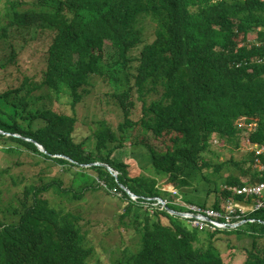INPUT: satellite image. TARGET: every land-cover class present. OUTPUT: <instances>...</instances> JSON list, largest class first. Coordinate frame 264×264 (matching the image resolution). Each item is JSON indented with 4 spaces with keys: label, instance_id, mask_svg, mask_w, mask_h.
Masks as SVG:
<instances>
[{
    "label": "trees",
    "instance_id": "obj_1",
    "mask_svg": "<svg viewBox=\"0 0 264 264\" xmlns=\"http://www.w3.org/2000/svg\"><path fill=\"white\" fill-rule=\"evenodd\" d=\"M2 4L0 70L10 65L22 81L0 89V150L14 155L27 150L61 164L76 185L82 184L77 191L64 188L61 179L25 186L17 194L19 207L7 209L17 221L0 220V264H89L93 247L80 231V215L43 193L81 199L97 189L121 194L127 203L120 218L128 217L139 236L137 250L124 247L115 264H227L213 241L232 229L252 239L244 264H264V246H258L264 239V206L248 213L253 222L205 231L154 204L160 197L170 201V209H179L172 202L178 195L159 186L164 178L181 195L194 183L211 185L199 204L215 209L232 196L224 186L263 179L246 143L264 144V0ZM141 19L154 24L150 39L142 38ZM35 40L45 43L35 51L41 59L32 70H22L18 58L26 48L32 52ZM97 80L105 92L92 93ZM41 88L48 94L36 96L39 106L33 109L29 97ZM49 93L58 99L66 95L69 108L40 103ZM88 94L98 111L95 128L84 137L77 133L76 106ZM113 100L114 107L106 104ZM240 121H253L254 129L237 127ZM214 140L228 143L232 152L246 147V156L215 162L208 156ZM127 150L130 157L147 160L135 176L120 158ZM210 194L215 196L208 203ZM201 233L209 239L206 248L200 245Z\"/></svg>",
    "mask_w": 264,
    "mask_h": 264
},
{
    "label": "rangeland",
    "instance_id": "obj_2",
    "mask_svg": "<svg viewBox=\"0 0 264 264\" xmlns=\"http://www.w3.org/2000/svg\"><path fill=\"white\" fill-rule=\"evenodd\" d=\"M5 8L3 4L0 6V18L5 21L3 13ZM141 29L142 38L150 39L154 24L147 20L141 19L138 23ZM17 39L19 37H16ZM256 44H260L259 41H253ZM1 43V42H0ZM32 52L29 53L30 48H26L22 51L18 61L21 69L32 70L36 67L37 62L41 59L36 55V50L41 48L45 43L43 40H35L31 42ZM4 50L0 44V58ZM134 69V67H133ZM13 68L9 65L0 70V89L13 88L18 86L22 77H19ZM92 89V93H103L107 90L101 82L95 81ZM43 88L38 89L29 97L32 103V108L35 109L39 106V102L36 101V96L44 93L48 94V91H42ZM68 97L62 95L59 99L55 94L49 93V96H45L40 100V103H48L50 106H56L60 108H69ZM111 107H114L113 101H106ZM98 109V108H97ZM97 109L94 108V101L91 94L86 95L83 101L76 106L77 113V133L83 134L87 137L91 134V128H95V124L92 120L96 119ZM89 142L93 146V138H89ZM1 147V145H0ZM211 152L208 153L210 159L215 162H221L228 160L233 156L235 159L244 156L247 148L243 147L242 151H233L227 145L221 146L220 142L211 141ZM27 150H23L18 155H14L8 151L0 150V173L2 170L7 169L5 174H0V220L6 222H16L17 215L7 213V209L13 206L19 207V201L17 200V194H19L23 188L29 184H43L51 181L52 179H61L64 188H72L74 191L79 190L80 185H76L73 182V175H69L64 171L61 164H54L51 160H44L41 157L30 154ZM246 156V155H245ZM122 161L124 160L128 164V170L130 176H135L139 172H142L145 166H147V160H141V157H130V152L127 150L125 153L120 154ZM9 172V173H8ZM229 171H223V174H228ZM94 176V174L89 173ZM211 177V175H208ZM15 177V178H14ZM96 177V176H94ZM14 178V181L12 180ZM99 184L102 183L99 180ZM3 182V183H2ZM87 185V183H83ZM159 186L162 190L172 192L176 190L172 187L171 183L164 178L159 181ZM193 188L186 189L185 192H181L185 199H188V203L199 204L204 202L205 190L210 189L211 185H205V182L194 183ZM198 189V192L195 191ZM180 192L179 190H176ZM168 193L166 195H170ZM51 203L54 205L64 207L67 210H71L75 214L80 215L78 226L81 233L85 236L87 245L93 247V254L88 260L89 264H115L117 259L121 258L122 250L124 247L135 250L139 243V236L135 232V228L130 226V219L125 217L120 218L123 207L127 203L120 196L121 194L111 190L110 192L97 189L84 192V196L81 199H71L66 195H60L54 191H48L43 193ZM208 203L213 200V194L208 195ZM137 199L136 196H133ZM183 197L181 200L186 202ZM243 199V198H241ZM210 207V206H209ZM169 208V207H167ZM150 212H152L150 210ZM175 219L182 223L188 224L189 220L182 216H175ZM129 224V225H127ZM191 228V227H190ZM230 234L222 235L219 239H214L213 245L216 246L227 264H244L246 258V251L251 248L252 239L243 234H237L235 229H232ZM202 239L200 245L204 248L208 246L209 239L205 236L206 233H201ZM258 246H264V239H258ZM137 250V249H136Z\"/></svg>",
    "mask_w": 264,
    "mask_h": 264
},
{
    "label": "built area",
    "instance_id": "obj_3",
    "mask_svg": "<svg viewBox=\"0 0 264 264\" xmlns=\"http://www.w3.org/2000/svg\"><path fill=\"white\" fill-rule=\"evenodd\" d=\"M264 42V41H263ZM261 61H264V56ZM247 127L248 130L254 129L255 123L253 121L248 124L240 121L237 127ZM250 150L254 151V167L257 172L264 173V144L246 143ZM263 155V159H262ZM224 189L231 191L232 196L222 202L221 208L205 207L194 203H186L182 200H176L178 211L167 208V203L170 201L164 200L160 197L155 198L154 203L159 209H166L170 214H178L184 218L189 219L192 227L198 230L214 231L231 229L238 226L245 221L253 222L254 219L247 218L249 212L257 211L264 206V176L262 180L257 182H248L242 186H224ZM176 193V190H172ZM241 196L243 199H235V196ZM130 197L135 200L132 195Z\"/></svg>",
    "mask_w": 264,
    "mask_h": 264
},
{
    "label": "water",
    "instance_id": "obj_4",
    "mask_svg": "<svg viewBox=\"0 0 264 264\" xmlns=\"http://www.w3.org/2000/svg\"><path fill=\"white\" fill-rule=\"evenodd\" d=\"M0 133H3L1 130H0ZM38 145V149L41 151V152H44V149L42 148L41 145L37 144ZM93 164H99V163H93ZM110 173H112V175L116 176L117 175V172L114 171L109 165H106V164H103ZM120 187L129 195L130 191L123 185H120Z\"/></svg>",
    "mask_w": 264,
    "mask_h": 264
},
{
    "label": "crops",
    "instance_id": "obj_5",
    "mask_svg": "<svg viewBox=\"0 0 264 264\" xmlns=\"http://www.w3.org/2000/svg\"><path fill=\"white\" fill-rule=\"evenodd\" d=\"M179 193H180V192H177V191H176L175 194L178 195V196H177V198H176L174 201H176V200H181L182 195L179 194ZM174 201H172V202H174ZM183 202H184V201H183ZM186 203H188V202H186ZM194 204H195V203H194ZM198 205L204 206V205H202V204H198ZM205 207H206V206H205Z\"/></svg>",
    "mask_w": 264,
    "mask_h": 264
},
{
    "label": "bare ground",
    "instance_id": "obj_6",
    "mask_svg": "<svg viewBox=\"0 0 264 264\" xmlns=\"http://www.w3.org/2000/svg\"><path fill=\"white\" fill-rule=\"evenodd\" d=\"M214 142H215V140H214ZM129 195L135 196V195L132 194L131 192L129 193ZM136 197H137V196H136ZM168 209H170V208H168ZM170 210H173V209H170ZM174 211H175V210H174ZM175 215H178V214H175ZM178 216H179V215H178ZM188 220H189V219H188ZM242 223H243V222H242ZM189 224H190V223H189ZM240 224H241V223H240ZM240 224H239V225H240ZM239 225H238V226H239ZM236 227H237V226H236ZM234 228H235V227H234ZM231 229H232V228H231Z\"/></svg>",
    "mask_w": 264,
    "mask_h": 264
}]
</instances>
